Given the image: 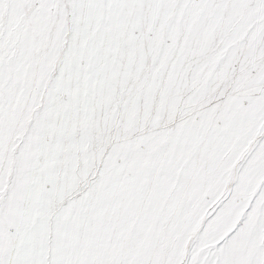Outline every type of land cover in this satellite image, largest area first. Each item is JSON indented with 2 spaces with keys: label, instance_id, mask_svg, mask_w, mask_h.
Wrapping results in <instances>:
<instances>
[{
  "label": "snow or ice",
  "instance_id": "6c2138e0",
  "mask_svg": "<svg viewBox=\"0 0 264 264\" xmlns=\"http://www.w3.org/2000/svg\"><path fill=\"white\" fill-rule=\"evenodd\" d=\"M0 264H264V0H0Z\"/></svg>",
  "mask_w": 264,
  "mask_h": 264
}]
</instances>
